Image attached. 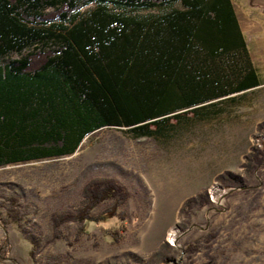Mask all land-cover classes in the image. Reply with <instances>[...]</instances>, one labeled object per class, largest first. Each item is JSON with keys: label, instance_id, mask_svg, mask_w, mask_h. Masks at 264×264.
I'll list each match as a JSON object with an SVG mask.
<instances>
[{"label": "trees", "instance_id": "1", "mask_svg": "<svg viewBox=\"0 0 264 264\" xmlns=\"http://www.w3.org/2000/svg\"><path fill=\"white\" fill-rule=\"evenodd\" d=\"M237 22L231 0H0V168L71 156L104 129L152 135L257 86ZM257 131L261 148L243 166L252 176L264 167V123ZM219 181L241 187L228 172ZM82 191L75 213L53 223L85 233L92 210L129 198L107 178ZM209 204L192 198L182 213Z\"/></svg>", "mask_w": 264, "mask_h": 264}, {"label": "rangeland", "instance_id": "2", "mask_svg": "<svg viewBox=\"0 0 264 264\" xmlns=\"http://www.w3.org/2000/svg\"><path fill=\"white\" fill-rule=\"evenodd\" d=\"M238 1L247 32L248 10L264 4ZM251 103L239 96L180 113L152 135L104 129L71 156L0 168V264H264V167L253 176L243 167L262 145L264 104ZM227 172L240 188L222 187ZM106 178L126 189L124 204L101 203L85 233L52 222L75 213L87 182ZM202 195L208 206L182 213Z\"/></svg>", "mask_w": 264, "mask_h": 264}, {"label": "crops", "instance_id": "3", "mask_svg": "<svg viewBox=\"0 0 264 264\" xmlns=\"http://www.w3.org/2000/svg\"><path fill=\"white\" fill-rule=\"evenodd\" d=\"M259 1L264 4V0ZM231 3L238 21L237 23L239 24L241 33L246 43V50H248L250 60L256 72L257 86L239 93L232 94L224 99H231L241 96L248 98L250 103L252 102L251 105H253L255 101H258L260 104H264V13L260 11V8H250L248 10L249 16L247 19L248 29L247 32H245L239 23L235 9V5L239 3V1L231 0ZM259 122L260 121L256 117L255 125L259 124Z\"/></svg>", "mask_w": 264, "mask_h": 264}, {"label": "bare ground", "instance_id": "4", "mask_svg": "<svg viewBox=\"0 0 264 264\" xmlns=\"http://www.w3.org/2000/svg\"><path fill=\"white\" fill-rule=\"evenodd\" d=\"M172 234H173V233H172ZM172 234L169 235V237H170L169 239H170V240H173V238H174V235H172Z\"/></svg>", "mask_w": 264, "mask_h": 264}]
</instances>
